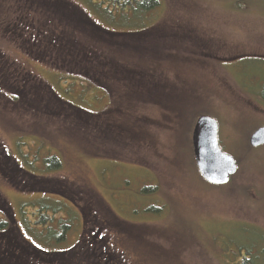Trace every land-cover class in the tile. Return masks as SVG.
Returning <instances> with one entry per match:
<instances>
[{
    "label": "rangeland",
    "instance_id": "rangeland-1",
    "mask_svg": "<svg viewBox=\"0 0 264 264\" xmlns=\"http://www.w3.org/2000/svg\"><path fill=\"white\" fill-rule=\"evenodd\" d=\"M50 1L61 3L0 2L1 64L12 65L9 77L21 72L6 93L18 102L0 99V222L40 252L29 256V264H67L77 255L81 264H264V145L246 148L254 129L264 127V0H151L148 6L146 0H66L79 6L100 38L87 35L88 26L80 45L77 31L68 29L70 49L83 56L47 59L35 42L30 47L25 30L14 31L13 13L29 3L51 23L45 11ZM156 32L159 43L144 45V37L136 36L149 40ZM167 37L180 49L168 50ZM8 79L0 77V84ZM164 79L177 84L169 103L183 115L163 122L161 108L167 106L158 99L142 105L139 122L126 119L132 114L127 83L149 86ZM116 102L129 110L127 125L145 137L136 153L128 147L129 156L122 154L125 162L89 155L68 130L77 119L69 108L108 123L118 113ZM193 115L216 121L222 150L238 162L225 186L206 185L194 167L188 150L193 125L187 131ZM51 157L57 170H46ZM44 180L67 194L88 193L99 221L82 216L69 195L52 192ZM90 190L120 223L133 225L129 242L122 230L107 227L97 246L105 216ZM11 232H0V264H18L6 253ZM95 237L92 248L80 244ZM40 254L52 258L36 260Z\"/></svg>",
    "mask_w": 264,
    "mask_h": 264
},
{
    "label": "trees",
    "instance_id": "trees-1",
    "mask_svg": "<svg viewBox=\"0 0 264 264\" xmlns=\"http://www.w3.org/2000/svg\"><path fill=\"white\" fill-rule=\"evenodd\" d=\"M3 0H0V2ZM45 1V0H44ZM56 1H61V3H52V1L49 2V4H47L49 6L48 10H45L49 15L50 18L48 20H51L52 22L46 23V19L42 18V13L40 12H36L37 13V19H38V26L39 25H51L54 26L55 28V32L56 34L59 33H63V32H67V30L69 29V31H78L79 33H81L82 30H87L88 26L91 25L90 21L84 16L82 15L81 12H79L77 10L76 7L70 5L68 2H66V0H56ZM152 3L151 0H146L143 1V5L144 6H148V4ZM1 4V3H0ZM69 4V8H66V5ZM35 6H32L31 4H27L25 3V5H16L15 7V11L13 13V16L16 17L17 19L20 18V21H13L14 24L16 25V28L14 29V31H19L21 30L20 28H22V25L26 23V21L21 20V18H26L27 15L24 14L22 12V10L24 9L25 11L31 12L32 13V17L36 16L35 13ZM39 9H42L41 7H39ZM67 9H70L67 11ZM58 15H60L61 17H59L58 21L56 19V17H58ZM28 18V17H27ZM6 22V21H4ZM29 23L31 21H28ZM23 23V24H21ZM0 25H3L2 23H0ZM76 27V30L73 29V27ZM92 26V25H91ZM90 27V26H89ZM38 27H36L34 25V30H36ZM96 28V27H95ZM23 29V28H22ZM22 31V30H21ZM93 32H96L97 37L100 38V35L98 34V31L95 30L93 27H90V31L88 32L87 30V35H93ZM29 35V38H31V32L28 33V31L25 33ZM145 34L142 35H136L139 39L144 37V45L146 43L151 44L154 40L157 41V43H159V39L155 38L153 35L152 38H150L149 40H147L149 37L144 36ZM148 35V34H147ZM149 36H152V34H150ZM142 40V39H140ZM177 47V49H180V45H177V42L175 43L174 41H170L168 40L167 37V49L168 50H174L175 47ZM154 56H159V54L157 53H153ZM166 55V54H164ZM163 55V56H164ZM4 57H6L5 55L0 53V77L4 78L5 80H9V83L7 84V82L5 84H0V99H7L9 98V100L13 103H15V101L18 102V97L16 96V99H14V97H9L7 95H4L3 93H8L9 92V88L14 87L16 85L17 82V78L20 77L21 72L18 71L17 74L19 75V77L17 78H12L9 77L8 75H5V73H11L10 71V67L12 65H9L8 67H3V65L1 64V60L4 59ZM47 59H49V56L47 57ZM14 82V84H12ZM7 84V85H6ZM41 85V84H39ZM178 86L177 84H169V82H166L165 79L163 80L162 83L160 84H152V85H146V83L143 82H133L132 85L130 83H127V87L125 88L126 90V94L125 97H128V103L125 101L124 103H127V105L129 104L128 108H130V110L132 111V114H128L126 119H130L133 123H137L139 122V116H141V109H142V105H145L146 102H150L151 101H155L156 103L159 104L158 99H165L164 100V104L167 106L166 109L161 108L162 109V121L163 122H167L169 120L170 116H174V118H179L181 117L182 114V109H177V107H175L171 102V100L176 97V95L178 94ZM187 93H189L190 95L192 94L191 91L189 90H184ZM192 97V96H191ZM263 97H264V92H263ZM193 98V97H192ZM14 99V100H13ZM54 99V98H53ZM55 100V99H54ZM57 101V100H56ZM59 102V101H57ZM117 103V110L118 113L113 114L112 116L114 117L112 122H102V121H97L96 116L91 114V113H84L81 112L79 110L73 109V108H69L71 110L72 113H76V121L73 120L71 127L68 128L69 132L72 134L71 138L73 141L75 142H79L81 143V145L85 144V149L87 151V153L89 155L95 156V157H101V158H106V157H112L113 159L116 160H121L124 161V159L122 158V154H125L126 156H129V151L132 154L133 151L136 153V146H138L139 142H143L144 140V136L140 135L137 133V131H133L131 129V127H129L127 125V123L125 122V117L124 114H127L129 112V110H122L123 106L121 105V103ZM60 107V106H58ZM73 109V110H72ZM116 110V111H117ZM107 117H109V112L105 113ZM116 117V118H115ZM193 115V120L191 121V123H188V127H187V131L189 127H192L194 120L196 119ZM171 120V119H170ZM160 125V123L158 124ZM165 125V124H163ZM61 129H64V127H62ZM172 137V135H170ZM186 137H187V132H186ZM174 138V135H173ZM175 141V140H174ZM128 147H131V150H127ZM133 149V151H132ZM191 148L189 147L188 150H190ZM8 158V157H7ZM9 160V159H8ZM45 164H46V170L50 171V170H57L59 168L58 164V160L54 157L48 158L45 160ZM15 166V165H14ZM16 168V167H15ZM17 169V168H16ZM23 170H21L20 172H22ZM26 173V172H25ZM34 177V176H33ZM37 178V177H35ZM43 179V178H40ZM42 183H48V185L50 186V189L52 192L57 193L59 195H63L64 197L66 195H69V199L76 205V207L80 208L79 212L80 214L83 216V213L85 212L88 215L92 216V221L95 219V216H97L96 214V207L95 204L89 203V194L83 191V195H78L77 192H73L70 194H67L68 190H66L65 188H60V184H55L56 186H54L53 183L47 182V181H43ZM29 185L31 184H26V187H29ZM45 192L47 190H44ZM50 193V192H49ZM90 193L94 196V197H98V195L94 192V190H90ZM98 204H101V208H102V212L103 215L105 216L104 218V223L103 226L101 227L102 232H105L107 227L110 228L111 230H122L124 233L122 232H118L119 234H121L123 236V241L125 242H129L130 238L128 237L127 234H129L131 228L133 227V225L131 223H126V222H122L120 223L113 215V213L109 210V208L105 205L104 201H102L99 197L98 200L96 201ZM119 223V224H117ZM62 228H66V226H62ZM11 232V237L9 239V244L6 243V253L8 254L10 251L13 255V257H15V252H13L11 249L15 246L17 250L20 251V253L17 252L18 254V264H29L30 260H29V256H33L35 249H33L30 245H27L25 241H23L21 239V237L19 235H17L16 231L13 228L9 227V224H7V222H0V232H6L8 231ZM111 233H113L114 231H110ZM127 232V234H126ZM0 239L3 241V244L5 243L4 239L0 237ZM264 240V239H262ZM184 243V242H182ZM109 248H113L115 246H110L108 245ZM38 252V251H37ZM40 253V252H39ZM154 255V254H152ZM41 257V258H38ZM45 257L48 258H52V256L50 255H46V254H40L38 255L36 258V260H43L47 262V258L45 260ZM110 259L112 258L111 256H108ZM79 257L74 256V258H72L71 261H68L67 264H81L78 260ZM15 261V260H14ZM48 263V262H47ZM241 264H247L246 262H243Z\"/></svg>",
    "mask_w": 264,
    "mask_h": 264
},
{
    "label": "water",
    "instance_id": "water-1",
    "mask_svg": "<svg viewBox=\"0 0 264 264\" xmlns=\"http://www.w3.org/2000/svg\"><path fill=\"white\" fill-rule=\"evenodd\" d=\"M252 148L264 145V129L255 131L248 140ZM192 152L201 178L215 186L226 184L236 172L233 158L218 145L217 123L206 116L199 117L191 133Z\"/></svg>",
    "mask_w": 264,
    "mask_h": 264
},
{
    "label": "flooded vegetation",
    "instance_id": "flooded-vegetation-1",
    "mask_svg": "<svg viewBox=\"0 0 264 264\" xmlns=\"http://www.w3.org/2000/svg\"><path fill=\"white\" fill-rule=\"evenodd\" d=\"M22 12L26 14L28 17V18L27 17L21 18V20L26 21V23L22 25V28L23 30H25V32L29 31L30 29L34 30V25L38 27L35 30L34 34L31 33L30 36L31 48H32V43L35 42L36 46L34 48L39 49V51L43 52L44 53L43 56L45 57H48V55L53 56L54 54H56L57 56H65L66 54L71 55L72 52L75 55L83 56L81 49L78 48H74L73 50L70 49V46H72V44L70 43V41H68L67 34L65 32H63L62 34L61 33L56 34L54 26L51 25L45 26L42 24L38 26L39 22L37 16L32 17L31 16L32 13L25 11L24 9L22 10ZM14 21H20V18L19 19L16 18ZM28 21L31 22L29 23ZM28 27H30V29H28ZM76 39H78L80 45H82L83 42H82L81 33L76 34ZM34 51L35 50H31V54L34 55ZM38 55H42V54L40 53ZM94 242H96V238L95 239L89 238L86 240V242L83 238V241L80 244L84 245V243H86L85 246L92 248ZM99 245L100 243H97V246Z\"/></svg>",
    "mask_w": 264,
    "mask_h": 264
}]
</instances>
